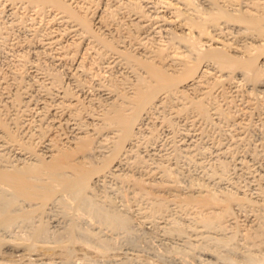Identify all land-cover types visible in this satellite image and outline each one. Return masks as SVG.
Returning <instances> with one entry per match:
<instances>
[{"label":"bare ground","instance_id":"6f19581e","mask_svg":"<svg viewBox=\"0 0 264 264\" xmlns=\"http://www.w3.org/2000/svg\"><path fill=\"white\" fill-rule=\"evenodd\" d=\"M220 1L237 14L192 17L188 6L173 3V19H164L196 53L190 57L153 38L157 20L135 4L106 10L94 0H0L1 40L3 21H28L24 39L13 43V61L8 59L14 68L0 73L1 229L33 220L48 203L123 229L130 220L123 208L142 197V214L159 213L158 226L202 248L206 264H254L264 256V141L239 150L250 127L264 133V99L204 67L212 61L255 83L264 76V0ZM119 8L124 11L118 21ZM223 24L246 32L232 35ZM216 122L225 127V141L198 150L197 142L208 137L205 126ZM160 133L165 138L157 143ZM202 151L209 152L212 165L181 187L172 175L177 159L193 157L201 165ZM228 166L233 173H255L262 185L249 194L227 178ZM104 184L122 206L106 195ZM99 185L104 201L93 194ZM169 203L179 214L170 215ZM72 217L64 232L59 229L63 233L52 234L54 242L93 239L103 250L110 246L89 227L76 235L79 223ZM48 225L41 219L29 238H44Z\"/></svg>","mask_w":264,"mask_h":264},{"label":"rangeland","instance_id":"374dc122","mask_svg":"<svg viewBox=\"0 0 264 264\" xmlns=\"http://www.w3.org/2000/svg\"><path fill=\"white\" fill-rule=\"evenodd\" d=\"M94 3L96 4V6L101 7L103 9H105L107 7L106 10L108 8L110 9L111 7L118 9V8H116L117 4L120 6H125L126 4L137 5L138 8H140V10H142V12H144L147 16L153 17V20H155V21L157 20V22H155V26L157 25V32L155 33V36H153V38L157 37V41L159 40L158 42L163 43V44L168 43L173 47L174 46L177 47L178 50L184 51V53H187V55L190 57L196 56L195 55L196 53H194L193 51L190 52L191 49L189 47H187L189 45L188 42H186L184 39L179 38L180 37L179 32L174 28V26L171 23H169V22L167 23V21L164 20V19L167 20V18H168V20L173 19L172 16L174 15L173 12H175V10L173 11L172 5L175 4L174 6L180 7V9H181V7L185 6V5H183V3L180 0H97V1L94 0ZM121 4H123V5H121ZM188 4L184 8L186 9V7L188 6L187 10L189 11V14L192 15V17H197V16L198 17L199 16L205 17L206 14H211V13L214 14V13L219 12V11L226 13V14L230 13L231 15H234V14H237V11H238V9H236L235 7L230 6L228 4H225V2H222L220 0L219 1L218 0H190V2ZM119 11L120 12L117 13L118 18H117V15L115 17V18H117L115 20H118V21L120 19L122 20L123 17L120 18V16L122 15L124 9L122 10L121 8H119ZM191 11H192V13H190ZM8 18H11V17H8ZM15 23H17V21ZM15 23L10 25L9 23L3 21L4 26L2 24V26L5 29L4 30L5 36L3 35L2 40L0 38V40H1L0 41V73H2L4 69L6 70L9 67V65L11 67L13 66V62H10V61H13L14 54L16 53V51H15L16 47L13 46V43H15V41L19 42V40L21 42L24 39V34H25L24 32H25V28H26L28 21H26V24H25V22H20V23H22L21 25L19 24V22L17 25ZM23 25L25 26V28H23L24 27ZM225 28L227 30L229 29L230 31H228V32L232 33V35L237 34V32H238V34L246 32L245 29H243V27H241L239 25L223 24L222 29L224 31L226 30ZM6 30L8 33L6 32ZM236 30H239V31H236ZM241 31H243V32H241ZM180 40H181V42H180ZM10 45H12V47H14L13 49L15 52L12 51V49H11L12 47H10ZM188 51L192 55H190V53ZM12 52H14V53H12ZM11 53L13 55H11ZM10 57H12V58H10ZM8 59H10V61ZM204 63H205L204 67L207 70H210V72H212V73L215 72L216 75H219L220 77H222L224 79L228 78L232 82H235L236 84L240 85L241 86L240 88H242V90H245V91L247 90L248 92L251 93V95L253 94V96L256 94L255 96H257V98L260 100L264 99V78H263L264 76L263 75H262L263 77L261 76V79L255 83L253 80H251V78L249 76L247 77L246 73H243L240 70H234V71H232L233 72L232 73V72H229L228 70H223V71L219 70L217 68L218 67L217 64L215 65V63H214V65H213L212 61H205ZM215 66L217 69L215 68ZM13 68H14V66H13ZM16 68H18V67H16ZM262 68H264V66H262ZM216 70H217V72H216ZM262 74H264V72ZM179 123H181V122L176 121V123H175V128L177 129V130L175 129L176 131H179L182 129V124L179 125ZM204 130L207 131L206 133H208L207 134L208 137L206 139V143L201 142L202 143L201 144L200 142H197L196 146L198 147V150H201V149H203V147H206V148H204V151H206L205 149H207V146H209V144H211V142L213 140H214V142H217V140H219V141L221 140L220 142L225 141V138H226V134L224 133L225 127L223 125L219 124V122H216L215 126H214V124L211 126L210 125L205 126ZM246 132H247V134H246L247 138L245 139V143L243 144V146L241 145V147L239 148V150H241L240 152H242L244 150L243 148H245L246 146H247V148L249 147L248 149H250V148H253L254 146L258 145L259 143H257V142H263L264 141V133L262 132L261 129H258V127L257 128L250 127L248 130H246ZM173 134H175V133H173ZM223 134L225 135V136H222L223 138L225 137L224 139L220 136ZM160 136L162 138L164 137L160 133L158 140H157V143L163 142V139L165 138V137L163 139L161 138V140L159 141ZM169 136H171V138L174 137L176 139L175 135L172 136V134H170ZM169 136H168V138H169ZM168 138L166 137L167 140H169ZM209 139H211V140H209ZM169 143L167 142L165 145H168ZM247 143H249V144H247ZM201 156L202 157L200 158V160H201V163L203 165L199 164L200 166L198 165V163L193 162V161H196L193 159V157H192V160L190 158H189L190 160L188 158H187L188 160L185 158L184 159L183 158L177 159L176 167L178 168V170L175 167V170H173L174 172H172V175H174V177H176V182H178V184L181 187H184V185H185V188L188 187L190 185V180H192V177H194L195 175H200L201 172L203 170H205L203 168H206V166H208V165H212V163H213V162H211L212 157L210 156L208 151H207V154H206V152H203V155H201ZM88 157H89V160L92 158L91 155H89ZM227 168L228 169L225 171V173H226L225 175L228 176L227 178H229L231 175L232 177H230V178L231 179L234 178L233 180H234V182L236 181L235 182L236 185H238V186L241 185V187L248 188V189H246V190H248V191H246L248 193L251 191L253 194L254 190H256L257 187H259L260 185H262V184L259 185V181H258L257 175L255 173L246 172V171L241 172V174H240V172L233 173L234 171L231 170V168H229V166ZM176 170H177V172H176ZM175 172H176V174H175ZM247 173H249L250 175ZM239 178H240V180H239ZM103 186L106 189L107 185L104 184V185H102V187ZM102 187H101V185H99L94 190V191H96V192H93V194L95 193V195H94L95 199H97L99 196L98 199L101 198V201H104L105 200L104 197L106 195L107 196L112 195L110 198H112L116 204H118L119 206H122L121 205V203H122L121 198L119 195H117L116 193L113 194L112 192H110L108 190V188L106 189V193H107L106 194V193H104L105 190H103ZM254 187L256 189H254ZM261 188H264V187L261 186ZM101 191H102V193H101ZM251 192L249 194H251ZM141 198L139 197L137 199V201L136 200L132 201V203L129 202L128 204L130 206L128 204H126V206L128 205L130 208L128 206L126 208L120 207V208L124 209V211L129 216V219H130L127 226L123 229H111L110 227L105 226L102 223H99L96 219L88 216L87 213H83V210H81V212H79V211L74 212L73 210H71V211H69L70 213H68L70 215H68L65 212H63L64 209H60L61 207L58 204H56V203L49 204L48 203V204H46L47 207H45V206H44L45 208L43 207L42 215H41V213L40 214L37 213L36 215L38 217L36 215H34V217H32L33 220H31V219L29 221L18 220L16 222L17 224L14 223V225L11 226L9 229L7 228L8 230L7 229H1V227H0V237H2V238H0V264H63V263L64 264H206L209 262L208 261L209 259H207V257L204 255L202 248L184 244L185 242L184 243H183V241L181 242V239H179L180 237L179 238L175 237L176 234L168 233L167 231H164L163 228L158 226L161 224V223L159 224V222L161 221L159 213H158V215H156L157 213H152V216H151L150 215L151 213L145 212V215H143L142 211H144V210H142V208L144 207L146 209L145 205H147V200L145 198H142V199ZM22 204H24V206L27 205L25 202ZM168 205H167V208H168L167 210L168 211L171 210L169 212H172V213H170V215L173 214V216H175V215L179 214V212L176 210V207H174L173 204H172V206L170 203ZM139 208H141V209H139ZM86 214H87V216H86ZM67 216H69V217L73 216L72 219L76 220L75 222L77 224L79 223L77 225V228H79L78 229L79 234L77 233L76 235H78V236L82 235V234H80L81 229H83V228L87 229L89 227L88 229H90L91 231H94L93 233H95L97 236H99V237L102 236L105 239L106 238L109 239L110 240L109 241L110 242V246H109L110 248L107 247L106 249L103 250L102 248H100L97 245L96 241H93V239H92V241L88 240V243H87V241L83 242L81 240H70L71 241L70 242V241H68V239L66 237L65 239H67V240H63L64 239L63 238L62 239L63 241H61L62 243L56 242V241H55L56 242L55 243L53 241L54 239L52 238V234H54L53 236H55L58 232L60 233L61 231H59V229L64 232L65 225H67V222L70 220V218ZM41 219L45 222V224H49L48 225V234H47L48 236L46 235L44 238L39 239V240H31L29 238V236L32 233L33 227H35L37 225V223L39 221H41ZM53 219H55L56 221ZM59 219H61V220H59ZM52 224L55 227H52L53 226ZM82 231H81V233H82ZM52 232H54V233H52ZM63 232H61V233H63ZM3 238L5 240H3ZM48 240H49V242H48ZM90 241L92 242L94 247ZM67 242H70V243H67ZM238 242H241L240 239H238ZM40 244H42V245H40ZM99 248L101 250H99ZM194 248L196 249V251L194 250ZM219 250L223 251L224 247H220ZM263 252H264V250H263ZM263 257L259 258L254 264H264V260H262V259H264ZM234 261H232L234 264H241L237 261H235V262ZM232 262H230V263L229 262H219V263L220 264H233Z\"/></svg>","mask_w":264,"mask_h":264}]
</instances>
